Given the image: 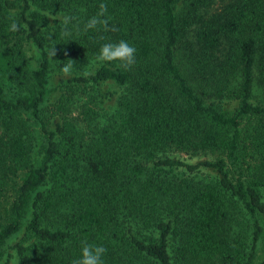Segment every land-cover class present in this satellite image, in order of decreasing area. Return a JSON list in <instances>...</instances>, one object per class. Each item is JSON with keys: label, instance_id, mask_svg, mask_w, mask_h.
Listing matches in <instances>:
<instances>
[{"label": "trees", "instance_id": "trees-1", "mask_svg": "<svg viewBox=\"0 0 264 264\" xmlns=\"http://www.w3.org/2000/svg\"><path fill=\"white\" fill-rule=\"evenodd\" d=\"M101 3L109 30H86ZM70 5L81 13L46 37L44 13ZM120 40L136 48L130 69L113 61L90 73L61 71L68 59L87 65L103 44ZM32 47L40 53L35 69ZM54 47L62 74L50 89ZM181 48L190 73L178 62ZM6 84L24 91L11 99ZM113 88L133 94L118 96L105 124L95 115L93 137L82 140L73 112L79 97L94 91L104 102L116 98ZM33 123L44 137L39 161ZM168 148L222 156L156 159ZM178 168L213 171L218 184L175 187L157 177ZM262 187L264 0H0V264H72L84 242L107 249L104 264H175V239L179 262L264 264ZM239 205L250 236L231 223Z\"/></svg>", "mask_w": 264, "mask_h": 264}, {"label": "rangeland", "instance_id": "rangeland-1", "mask_svg": "<svg viewBox=\"0 0 264 264\" xmlns=\"http://www.w3.org/2000/svg\"><path fill=\"white\" fill-rule=\"evenodd\" d=\"M19 5H21V3ZM73 8L74 7L70 5L68 10H62V11H56V12H45L44 13L45 18L41 22V26H42L44 35L46 37L49 36L51 34V32H53L55 30L56 24H58V25L63 24V19L65 17L73 18V16L77 17L81 13V9H75L74 8V10H73ZM33 10L40 11L38 6H36V5H34ZM13 17L16 18L17 22H21V15H20L19 11L14 12ZM55 19H57L58 23H56L57 21ZM70 22H72V21H70ZM67 25H69V24H67ZM29 54L32 56L31 67L33 69H35V68H37L38 63H39L40 53L37 50V48L32 47V51L29 52ZM52 58L53 59H52V72H51L50 89L54 88L56 81L58 79V76H60V74H62V73H60L61 71L58 68L57 57H52ZM187 60H189L187 52L184 48H181L178 51V62L184 68L185 71H188V73H190L189 68H186V66L189 65L187 63ZM100 63H102V62H98L95 58V59L91 60L87 65H81V66L73 67L71 74L93 72L98 68ZM185 63H186V66H185ZM193 71H194V69H193ZM194 73L196 74L195 71H194ZM5 89H6L7 96L11 99H15L16 97H18L22 93V91H24V90H21L19 87L10 86L8 84H6ZM113 90L118 91L116 94V98L115 99L110 98V99L105 100L104 102H103V100H101V98L96 97L97 95H96V92H94V91L87 92L84 95H81L79 97L78 103L73 108V112L75 115H77L76 118L78 119L79 134H80V138L82 140L85 139L86 141L89 142L90 139L93 137L92 126H90V125H92L93 117L95 118V115L97 117L94 121H97L100 124H105L107 121L114 118L116 115V110L119 106L118 105V96L124 97L126 95H132L133 94V90L131 88H128V89L127 88H125V89L113 88ZM56 95H57L56 92H52L49 95V98L53 99ZM33 125H34L35 133L37 135V138L34 140V143H36L35 156L37 159L36 161H39L41 157L38 156V149H39V145L42 144L44 137H43V134H42L39 126L36 123H33ZM221 156H222L221 153H211V152H202L199 154H190V153H185V152L176 150L174 148L164 149V150L158 151L155 154L156 159L173 157V158H180V159H182L184 161H188V162H197V161H200V160L205 159V158L218 159ZM138 157L141 160V162L147 166V168H153V166H154L153 161L149 160L146 156L140 155ZM166 173H161V176H157V177L160 180L168 181L171 185H173L175 187L178 186V184L180 182H183L184 180H187L190 183H194V184H197L200 186L217 185L218 184V176L213 171H209L206 169L190 173V172L186 171L185 169L178 168V169L171 170V171L168 170V171H166ZM16 181L18 182V179ZM10 194L6 195L2 200L6 202L7 199L10 198ZM261 195H262V198L264 201V187L261 188ZM166 199H167V196L164 197L162 200H166ZM229 214H230V218H231V223L234 226L235 230L236 231L246 230L248 235L250 236L251 232H252L250 230L251 221H250L249 216L244 211L243 207L242 206L240 207V205L234 206V208L230 209ZM145 233H148V231H145ZM146 236H148V234H146ZM21 238H22L21 235H18L17 237H15V239L11 242V244L7 248L8 253L6 252V254L9 255V252L12 251V249H13L12 244L17 242V241H20ZM177 245H178L177 239L170 242V252H171L172 256L174 257L173 260H174L175 264H199L195 260H191L190 262H188V260H185L184 262H179L178 258L176 256ZM263 256H264V239L259 241L257 260L262 259ZM7 259H8V256L6 257L5 260H7Z\"/></svg>", "mask_w": 264, "mask_h": 264}, {"label": "clouds", "instance_id": "clouds-1", "mask_svg": "<svg viewBox=\"0 0 264 264\" xmlns=\"http://www.w3.org/2000/svg\"><path fill=\"white\" fill-rule=\"evenodd\" d=\"M99 7L100 11L97 13V15L91 17L85 25L86 30L96 29L98 26H103L105 30H109L108 19L102 18L107 13V5L101 3ZM71 19V17H65L63 19V24H69ZM19 30L20 24L18 22H13L10 26V31L17 32ZM111 30L116 31L115 28H112ZM65 54L67 55V53ZM56 55L57 51L54 47L50 50V56L55 57ZM96 60L98 62L119 61L121 67L130 69L136 63V48L125 40H120L118 42H108L101 46L99 53L96 56ZM74 64V60L68 59L67 62L63 64L61 71L66 75L71 74ZM106 252L107 249L102 245L84 242L81 250V257L74 259L72 264H104L103 257Z\"/></svg>", "mask_w": 264, "mask_h": 264}]
</instances>
